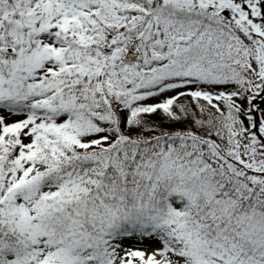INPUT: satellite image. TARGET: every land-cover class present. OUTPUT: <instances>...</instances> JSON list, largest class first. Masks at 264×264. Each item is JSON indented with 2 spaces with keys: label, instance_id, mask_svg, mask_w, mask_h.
<instances>
[{
  "label": "snow or ice",
  "instance_id": "1",
  "mask_svg": "<svg viewBox=\"0 0 264 264\" xmlns=\"http://www.w3.org/2000/svg\"><path fill=\"white\" fill-rule=\"evenodd\" d=\"M0 264H264V0H0Z\"/></svg>",
  "mask_w": 264,
  "mask_h": 264
}]
</instances>
